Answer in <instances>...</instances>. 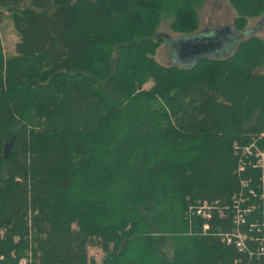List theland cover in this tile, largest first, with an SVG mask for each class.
<instances>
[{"label":"trees","instance_id":"1","mask_svg":"<svg viewBox=\"0 0 264 264\" xmlns=\"http://www.w3.org/2000/svg\"><path fill=\"white\" fill-rule=\"evenodd\" d=\"M197 1L0 0L19 38L8 57L0 38L1 264H95L88 248L100 264L241 257L218 236L228 223L202 234L187 211L229 202L232 146L264 131V40L245 28L264 0H227L230 53L159 65L161 16L192 35ZM160 70L173 77L145 88Z\"/></svg>","mask_w":264,"mask_h":264},{"label":"built area","instance_id":"2","mask_svg":"<svg viewBox=\"0 0 264 264\" xmlns=\"http://www.w3.org/2000/svg\"><path fill=\"white\" fill-rule=\"evenodd\" d=\"M260 140L264 141V133L247 144L234 142L238 189L228 203L197 202L187 211L189 223L195 217L202 219V234L210 231L214 218L230 225L218 236L240 254L234 264H264V145Z\"/></svg>","mask_w":264,"mask_h":264},{"label":"rangeland","instance_id":"3","mask_svg":"<svg viewBox=\"0 0 264 264\" xmlns=\"http://www.w3.org/2000/svg\"><path fill=\"white\" fill-rule=\"evenodd\" d=\"M194 8L196 10L198 32L206 30H218L225 27H229L233 31L232 24L234 22L236 14L227 0H198L196 4H194ZM173 22V14L164 13L161 16L155 31L157 35H159L163 40L155 50L153 59L161 66L175 65L178 59L175 55L176 52H173L174 55H172V52L169 50L168 41L169 39H178L180 37H183V35H180L177 32H174L173 29H171ZM258 25L260 27L257 31H254ZM245 28L249 29V31L251 32H248L247 34L250 33V35H255L256 37L264 40V16L248 19ZM238 34L240 33H237L236 35ZM0 38L5 56L8 57L13 55L15 45L18 42L19 38L15 32L11 16L6 11H3L0 21ZM150 48V45L146 47V49ZM189 65L190 64H188V61H186L179 62L177 66L189 67ZM258 72L264 73V64L258 69ZM157 73L158 75H154L155 78H152L145 84V88L148 89L152 86H163L167 82L166 77L171 76L172 78V74L174 72L169 73L160 70V72ZM172 84L173 83H170L166 86H170ZM87 254L89 258L94 260L95 264L101 263L103 254L99 249L88 248Z\"/></svg>","mask_w":264,"mask_h":264},{"label":"water","instance_id":"4","mask_svg":"<svg viewBox=\"0 0 264 264\" xmlns=\"http://www.w3.org/2000/svg\"><path fill=\"white\" fill-rule=\"evenodd\" d=\"M258 28L260 26H257ZM255 29L254 31L258 30ZM253 32V31H252ZM239 36L235 35L229 27L220 28L218 30H206L196 32L189 36H183L178 39H169V50L176 52L178 58L176 66L179 62L188 61L192 66L200 59L205 57H221L230 53L236 48ZM12 142L6 143L3 150V158L8 157Z\"/></svg>","mask_w":264,"mask_h":264}]
</instances>
